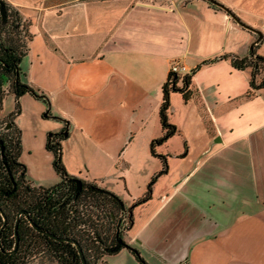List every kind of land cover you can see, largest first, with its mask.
<instances>
[{
    "label": "crops",
    "instance_id": "obj_1",
    "mask_svg": "<svg viewBox=\"0 0 264 264\" xmlns=\"http://www.w3.org/2000/svg\"><path fill=\"white\" fill-rule=\"evenodd\" d=\"M2 1L28 35L20 80L46 99L23 93L15 100L11 92L1 99L3 110L7 96L6 113L18 105L12 121L19 157L34 148L42 154L35 175L17 156L30 185L59 179L43 146L47 132L62 130L67 174L78 178L84 168L79 180L111 191L126 207L141 197L158 169L141 174L131 158L149 156L150 140L161 134L160 86L176 60L194 68L189 97L171 92L168 99L177 95L183 109L198 108L209 141L195 151L191 168L156 191L167 168L155 178L148 199L131 206L121 238L145 264H264V86L246 94L248 68L232 67L227 57L245 56L252 44L264 55V0ZM174 127L154 153L170 156L164 144L180 131ZM178 151L171 153H184ZM137 183L140 193L132 194ZM96 264L141 263L122 247Z\"/></svg>",
    "mask_w": 264,
    "mask_h": 264
},
{
    "label": "trees",
    "instance_id": "obj_2",
    "mask_svg": "<svg viewBox=\"0 0 264 264\" xmlns=\"http://www.w3.org/2000/svg\"><path fill=\"white\" fill-rule=\"evenodd\" d=\"M16 13L12 6L0 0V105L3 95L8 92L14 94L15 100L23 93L46 100L43 94L37 93L20 80L18 63L24 54L28 35L25 34ZM227 57L232 67L248 68L246 94L264 86V71L259 70L264 64V55H257L253 44L245 56ZM208 61L210 60H203L201 64ZM175 80L172 74L167 73L160 86L161 101L157 119L161 134L149 142L148 153L161 161V167L145 184L143 195L135 199L129 207L124 206L111 191L96 186L93 182L79 180L77 185L73 181L75 177L65 172L59 157L62 130L47 132L44 146L52 153L50 164L59 179L48 187L30 185L24 177L23 165L17 160L19 136L12 119L18 112V105L14 102L12 111L0 120V264H30L31 253L36 252L45 259H52L56 264H80L74 245L70 241L53 239L36 231L29 221L49 234L75 240L85 264H96L103 255L112 254L122 247H127L141 264H145L137 252L122 240L123 231L110 226L109 219L118 215L123 217L126 222L125 230L128 229L131 206L148 199L151 183L166 171L165 157L163 154L154 153L153 150L155 145L160 144L176 130L174 125L167 121L169 93H179L183 101L189 97V76L182 78L181 87L172 85ZM17 211H21V215L15 228L17 241L13 247V228Z\"/></svg>",
    "mask_w": 264,
    "mask_h": 264
},
{
    "label": "rangeland",
    "instance_id": "obj_3",
    "mask_svg": "<svg viewBox=\"0 0 264 264\" xmlns=\"http://www.w3.org/2000/svg\"><path fill=\"white\" fill-rule=\"evenodd\" d=\"M263 50L264 44L260 46ZM6 101H4L2 105V111L1 113H4L3 115H6V108L8 107L7 104V96ZM4 98V97H3ZM171 100L169 101V117L168 120L174 124L177 128L180 129V131L173 135L168 143H165L166 150L169 151L170 156L165 157V162L167 165V172L168 175L165 177L160 176L158 179V182L155 184L154 190L156 191L158 186L161 184H165L173 179L174 176L180 173V171H186L189 168H191L195 164V151H198L200 147L202 146V143L204 141H209L208 136L210 135V130H208L207 126L205 125L204 121L201 120V114L196 106H192L191 104H188L184 109L181 106V100L177 95H172ZM2 104V100H1ZM190 105V106H189ZM1 106V105H0ZM8 109V108H7ZM261 131H256L253 134L258 135ZM262 135V133H261ZM45 136L44 135V146H45ZM182 142H185L186 146L190 149L188 151V155L186 154V151L184 152L181 148ZM264 144V141H263ZM43 146V150L47 151L51 155V161H52V153L45 149ZM164 146V147H165ZM222 147L219 153H227L228 148L225 146H221L219 144L214 143V147ZM162 147L163 151L165 148ZM180 152H179V151ZM172 151H178L176 153H181L183 151V154H180V156L172 155ZM164 154V152H162ZM186 154V155H185ZM190 154V155H189ZM19 157V155H18ZM27 162V167H33V170H30L31 173L34 175L38 172V169L36 166H43L42 165V154L39 149L34 148L32 153H30V156L22 154V157ZM28 158V159H27ZM19 160V159H18ZM29 162V164H28ZM20 163L23 165V163L20 161ZM131 166L133 168H136L139 173L141 174H149V176L154 173L159 167H161V161L157 157L148 156L146 154H142L138 157L131 158ZM25 168V166L23 165ZM50 168L51 164H50ZM53 170V169H52ZM84 168L80 169V172L77 174L79 179H85L86 173H84ZM25 173V172H24ZM176 173V174H175ZM175 174V175H174ZM148 176V178H149ZM172 176V177H171ZM148 179L146 180V182ZM141 184L137 183L132 188V194L140 193ZM143 190V189H142ZM32 256L30 259V264H54V261L51 259H45L43 255H38V252L31 253ZM40 256V257H39Z\"/></svg>",
    "mask_w": 264,
    "mask_h": 264
},
{
    "label": "built area",
    "instance_id": "obj_4",
    "mask_svg": "<svg viewBox=\"0 0 264 264\" xmlns=\"http://www.w3.org/2000/svg\"><path fill=\"white\" fill-rule=\"evenodd\" d=\"M251 59V58H249ZM194 68L189 69L185 65H183L181 62H178L176 60H172L169 64V67L167 68V73L172 74L175 77V82L172 84L176 87H181L182 85V78L190 76L191 72ZM261 72L264 71V64L262 65ZM121 214V213H120ZM110 226L115 229L118 228L122 231L125 230L126 222L124 221V218L121 216H117L116 218H110L109 219Z\"/></svg>",
    "mask_w": 264,
    "mask_h": 264
},
{
    "label": "water",
    "instance_id": "obj_5",
    "mask_svg": "<svg viewBox=\"0 0 264 264\" xmlns=\"http://www.w3.org/2000/svg\"><path fill=\"white\" fill-rule=\"evenodd\" d=\"M210 1L213 2V3H217V2H215V1H213V0H210ZM73 181L78 185V183H79V178L75 177ZM19 213H21V211H18V212L16 213L15 220H14V228H13L14 244H13V247L15 246L16 241H17V237H16V234H15V228H16V225H17L18 214H19ZM1 216H2V215H1ZM28 221H29V220H28ZM29 224H30V226H31L34 230L39 231V232H41V233H45V235H47V236H49V237H51V238H53V239H61L62 241H70V242L74 245V248H75V250H76L77 256H78V258H79V260H80V264H85V260H84V258H83L82 252H81V250H80V248H79V245L77 244V242H76L75 240H72V239H70V238H64V237H61V236L58 237V236H55V235L49 234V233L45 232L44 230H40L36 225H34V224H33L32 222H30V221H29Z\"/></svg>",
    "mask_w": 264,
    "mask_h": 264
},
{
    "label": "flooded vegetation",
    "instance_id": "obj_6",
    "mask_svg": "<svg viewBox=\"0 0 264 264\" xmlns=\"http://www.w3.org/2000/svg\"><path fill=\"white\" fill-rule=\"evenodd\" d=\"M17 212H18V211H17ZM17 212H16V213H17ZM16 213H15V216H16ZM20 215H21V213L18 214V217H19Z\"/></svg>",
    "mask_w": 264,
    "mask_h": 264
}]
</instances>
